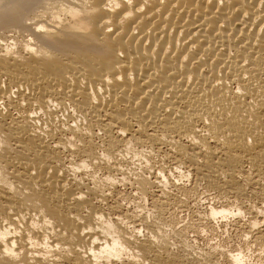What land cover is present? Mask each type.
Masks as SVG:
<instances>
[{"label":"bare ground","instance_id":"1","mask_svg":"<svg viewBox=\"0 0 264 264\" xmlns=\"http://www.w3.org/2000/svg\"><path fill=\"white\" fill-rule=\"evenodd\" d=\"M229 218L264 248V0H0V264H247Z\"/></svg>","mask_w":264,"mask_h":264},{"label":"rangeland","instance_id":"2","mask_svg":"<svg viewBox=\"0 0 264 264\" xmlns=\"http://www.w3.org/2000/svg\"><path fill=\"white\" fill-rule=\"evenodd\" d=\"M209 208L219 209L217 202L210 201V202L203 204V206L201 205L198 208V212L205 213L208 211ZM183 215H181L182 217L181 216L180 217L183 218L181 220L184 224L194 223V220H195L194 214L186 213ZM226 221L222 222V220H218V221H215L211 225L210 224L208 225L205 224L204 226L202 225V227L204 228L200 227V229H202L203 232L202 231L201 232L204 234L201 233L200 238H198V246L199 247L200 246L205 247L209 245L215 246V247L217 246L226 251H234V250L242 251L243 250L242 252L245 254L247 258V264H264V257H263L264 252H262L264 251V248L262 247L263 244L259 243L260 246L257 245L256 247L255 245L253 246L249 244L250 245L249 246L245 244V241L242 238L244 234V229L241 226V224H238L239 223L238 220H236L235 218L233 219L229 218Z\"/></svg>","mask_w":264,"mask_h":264}]
</instances>
